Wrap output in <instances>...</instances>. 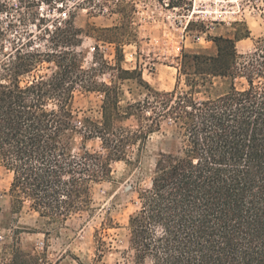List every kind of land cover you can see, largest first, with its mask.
<instances>
[{"label":"trees","instance_id":"1","mask_svg":"<svg viewBox=\"0 0 264 264\" xmlns=\"http://www.w3.org/2000/svg\"><path fill=\"white\" fill-rule=\"evenodd\" d=\"M214 42L215 57L182 56L188 90L157 91L140 80L143 98L124 104L121 83L86 82L75 53L16 48L0 62V167L12 175V209L27 207L49 224L89 210L92 186L111 179L113 163L132 164L129 154L139 155L166 124L171 149L158 154L149 186L136 188L137 209L128 219L133 263L264 264V89L245 76L244 90L231 82L217 97L195 99L209 79L241 70L232 40ZM44 61L55 64L54 73L22 85L20 78ZM260 67L250 65L264 72V62ZM113 70L121 82L140 77L120 65ZM77 86L102 94L98 120L76 122ZM95 140L99 151L87 148ZM106 250L100 240L91 264H102ZM0 264L51 263L15 246L0 252Z\"/></svg>","mask_w":264,"mask_h":264},{"label":"rangeland","instance_id":"2","mask_svg":"<svg viewBox=\"0 0 264 264\" xmlns=\"http://www.w3.org/2000/svg\"><path fill=\"white\" fill-rule=\"evenodd\" d=\"M165 2L0 0V62L10 61L16 48L22 53H75L86 82L121 83L124 104L143 98L140 80L157 91H172L176 86L188 90L180 73L182 56L215 57L214 40L221 38L234 44L239 75L209 79L196 90L195 99L217 97L231 82L244 90L245 76L264 89V72L250 68L253 64L261 69L264 62V0H169L168 6ZM118 65L140 77L135 74L118 81L113 70ZM55 70L53 62L44 61L20 80L23 85ZM73 95L77 123L86 117L100 118L101 93L77 86ZM172 137V129L163 124L139 155L135 150L129 154L132 164L113 163L111 179L92 186L90 209L62 224H49L27 207L13 210L12 175L0 167V252L19 246L45 255L51 264H91L102 240L107 247L102 264H134L128 250V219L137 209L135 190L149 186L155 160L171 149ZM87 148L99 151L100 143L88 142Z\"/></svg>","mask_w":264,"mask_h":264},{"label":"built area","instance_id":"3","mask_svg":"<svg viewBox=\"0 0 264 264\" xmlns=\"http://www.w3.org/2000/svg\"><path fill=\"white\" fill-rule=\"evenodd\" d=\"M75 1H76V0H74V2H75ZM165 1H166V2H165V3H166V4H165V6H168V3H167V1H169V0H165Z\"/></svg>","mask_w":264,"mask_h":264}]
</instances>
